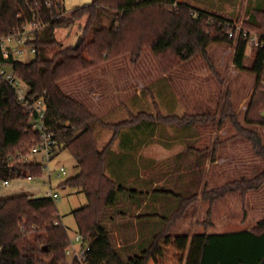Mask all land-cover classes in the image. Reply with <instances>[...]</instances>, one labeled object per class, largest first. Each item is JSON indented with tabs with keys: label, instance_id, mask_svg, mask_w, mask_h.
Masks as SVG:
<instances>
[{
	"label": "trees",
	"instance_id": "trees-1",
	"mask_svg": "<svg viewBox=\"0 0 264 264\" xmlns=\"http://www.w3.org/2000/svg\"><path fill=\"white\" fill-rule=\"evenodd\" d=\"M235 1L217 0L231 8ZM245 13L246 21L264 43V0H246ZM84 17L87 20L81 34L83 44L77 50L62 48L55 31L66 29ZM231 22L230 16L177 0H93L68 13L62 0H0V38L20 34L28 25L40 26L28 34L26 45L34 49L30 62L12 55L3 58L0 50V63L12 68L27 85L32 99L43 100L48 110L46 128L56 140L54 156L67 151L79 167L74 177L59 186L78 189L86 197V205L72 214L81 245L91 249L87 264H128L111 245L110 222L120 228L154 221L161 224L133 263L148 264L152 255H162V241L174 237L171 230L183 222L193 203L200 200L211 207L227 195L238 194L244 199L248 192L264 186V170L222 184L203 181L206 173L203 168L213 165L218 151L237 140L248 142L254 156L264 159V142L258 132L264 128V49L251 48L249 64L244 67L254 75L255 87L242 118L236 113L231 88L222 90L215 110H173L163 104L158 89L146 82L142 83L146 106L125 100L119 103L116 112L96 117L79 110L61 85L88 69L126 56L135 68L148 50L161 75L172 76L179 67L200 57L215 82L222 86L225 80L214 68L209 49L232 44L226 35ZM243 51L244 42L239 40L233 57L237 67L241 65ZM120 110H125V116L114 119ZM31 124L15 91L0 82V181L42 177L43 168L35 162L18 160L10 164L11 156L28 154L38 144L39 134L31 129ZM227 124L232 133L222 137L219 133ZM144 125L164 129L211 128L205 148L186 146L173 157L176 160L184 154L194 155L193 168L201 181L199 192L185 194L166 187L147 189L107 174V153L117 151L120 134ZM96 127L111 132L102 148L96 141ZM145 199H169L179 206L170 216L156 211L134 215L126 209L114 208L117 202ZM213 226L212 222L201 226L195 264H264V218L250 230L219 233L205 229ZM182 237L188 236H177ZM69 242L55 202L50 198L24 194L0 199V264H65Z\"/></svg>",
	"mask_w": 264,
	"mask_h": 264
},
{
	"label": "rangeland",
	"instance_id": "rangeland-1",
	"mask_svg": "<svg viewBox=\"0 0 264 264\" xmlns=\"http://www.w3.org/2000/svg\"><path fill=\"white\" fill-rule=\"evenodd\" d=\"M92 1L93 0H62V3L66 13H68L73 8L91 4ZM180 1L184 3L188 2L187 0ZM209 1L210 0H193L191 2L207 5L209 4ZM228 8L229 9L226 11L221 8H215L213 12L230 16L232 23H243V28H249L254 34H258L257 31L246 21V0H236L234 6H232V8L228 6ZM86 20L87 18L84 17L75 22L72 26L57 31L56 36L59 40H56L62 48L73 47L78 37H82V29L84 28ZM104 24L107 25L108 21L105 20ZM82 44L83 42L81 45ZM10 45L13 50L16 48H22L23 53L21 55H14L16 59L22 62H30L33 59V55L29 53L27 47L16 43ZM235 49L236 46L234 44L214 45L209 49V57H211V60L213 61L214 68H216L224 78V85L219 86L215 82L214 77L207 69L203 60L200 57H195L188 61L184 66L179 67L173 73L172 76L178 72V75L182 77V81L178 83L179 88L176 87L175 90L181 95H185L188 101L193 103V107L197 106L203 108L201 111L208 109L213 110L212 108H215L217 101H220L222 90L225 88L232 89L233 103L234 100H236V97H239L238 100L240 99L241 102L249 99V97L251 98V94L255 87V77L249 71L244 70V67L249 64L251 50L250 48L246 49L245 56L241 63L243 69L239 71L238 68L236 69L233 66ZM51 52H49V54H51ZM154 66L158 69L152 55L148 50H145L139 65L135 68L131 66L130 59L126 56L88 69L82 73V75L71 80H66L64 83L69 82L74 84L71 89L74 91L76 97L84 101L86 105L92 106L93 109H96L98 113L91 115L100 117L110 112L100 113L101 111L114 108L112 111L114 113L117 111L118 105L121 101H130V99H124V97H122L123 86H125V84L128 88L130 86L129 90H125L128 95L129 93H134L138 81L143 84L149 82L146 76ZM139 69H142L140 70L141 74H139L142 79L133 76V73L139 71ZM153 79L156 81V78ZM140 106L144 107V105ZM235 110L241 118L244 116L245 112L243 110ZM124 116L125 110H120L117 112L114 119H119ZM193 127L204 128L200 126ZM157 128L159 130L163 129L158 125ZM209 129L211 135L212 130L211 128ZM164 130L165 131L162 132L156 131V133L158 132L159 141L162 142L164 146H167L168 149H170L182 145L181 141L174 140L177 139L178 133H172V131H168L166 128ZM258 132L261 134L264 142V128H259ZM231 133L232 130L227 124L219 134L224 137ZM110 135L111 132L107 129H102L100 127L95 128V136L99 148H102ZM184 137L187 139L191 138L189 142L194 147L200 149L205 148L209 143V139L201 135L198 130L184 132L181 134V138ZM205 144L207 145L204 146ZM179 150L180 149L166 151L155 146L149 151L143 152V156H147L156 162L155 166H149L147 173L150 177L151 175H154L156 185L160 187L171 188L178 192H185V194L199 192L201 181L196 174V170L193 168L194 155L190 154L192 160L188 157L173 160L175 153ZM26 155L27 154L11 156L10 164L13 165L16 161H21ZM162 161L166 163V165L164 163L161 165ZM60 167L65 169L66 175L58 178L57 171ZM203 169L206 170V173L203 174V181L208 180L212 184H222L234 179H246L263 171L264 159L254 156L248 142L245 140H237L218 151L217 163L214 162L213 165H207ZM49 172L50 175H48ZM78 172L79 167L70 154L67 151H59L48 163L47 169L43 170L42 177L35 178L34 181H27L26 178L12 179L8 181V186L3 185V181H0V199L2 196L13 194L18 195L19 193L25 192L31 193L34 197H43L46 190H53L58 194V198L54 201L57 209V216L60 219L61 225L66 229L70 239H73L76 235L77 227L72 212L86 205V197L78 189L68 187L62 188L59 185L65 180L74 177ZM167 204L171 205L170 209L174 208L171 214H173L179 206L177 202L169 199H154L153 203H150L147 208L152 207L156 210L167 211L169 210ZM173 204H175L174 207ZM119 206V208H121L122 205ZM263 218L264 186L259 190L248 192L244 199L238 194L227 195L225 198L214 202L211 207H209L207 202H202L200 200L196 201L190 206L187 213L184 215L183 222L171 230L170 234L174 237L165 240L170 242L177 241V236L191 237V235L194 234L195 237H193V239L198 242L199 234L202 233V228L206 227V225L211 222L214 226L213 228H205L207 232H233L250 230L260 219ZM114 227L113 223L110 222L108 231L111 245L118 252L117 247L119 245V237ZM134 234L132 230H127L124 237H131L134 236ZM167 241H164L162 244L166 253L163 260H167L173 264H183L185 251L183 254H181L182 252L180 253L179 259L178 256H174L173 258L174 250ZM194 248L195 246L193 242L190 251H187L186 264H190V261L194 259ZM120 256L122 257L121 254ZM150 259L151 264H164L160 255L154 254ZM71 262V257L68 256L65 264H71Z\"/></svg>",
	"mask_w": 264,
	"mask_h": 264
},
{
	"label": "crops",
	"instance_id": "crops-1",
	"mask_svg": "<svg viewBox=\"0 0 264 264\" xmlns=\"http://www.w3.org/2000/svg\"><path fill=\"white\" fill-rule=\"evenodd\" d=\"M187 1L188 2H185V3L189 4L193 0H187ZM190 4L193 6L202 8V9L209 10V11H214L215 8H221L222 10H225V11L229 9L227 4L218 3L217 0H210L209 4L207 5L200 4V3H194V2H191ZM58 30L55 31V38L57 40H59V38H57L56 36V33ZM140 70L142 69H139V71H135L133 73V76L135 77L137 76L136 78L142 79V77L139 76V74H141ZM146 78L149 80V82L153 86H155L158 89L161 100L165 106L173 110H192V111L203 110V108L201 107H197V106L193 107L192 106L193 103L191 101H188L185 95H181L179 92H177V90H175L176 87L179 88L178 83L182 81L181 80L182 77L178 75V72L175 73L174 76L168 77L165 75H161L158 69H156V67L154 66V68L149 72ZM153 78H156V81ZM73 85L74 84H71L69 82L63 83L61 86V90L71 99V101L76 105V107L79 110L85 113H88L90 115L97 114L98 112L96 111V109H93L92 106L86 105L84 101L76 97L74 91L71 89ZM129 88L126 84L125 86H123L122 97H124V99H130V101L134 102L137 105L146 106V98L144 97L143 92H142V83L138 81L137 87L135 88L134 93L132 94L129 93L128 95L127 91L125 90L127 89L129 90ZM238 98L236 97V100H234L235 109H239V111L241 109L246 113V110L250 102V97L249 99H246L243 102H241L240 99L238 100ZM217 106H218V101H217L215 108H212V109L215 110ZM113 110L114 108L112 109L109 108L107 110L101 111L100 113H107L108 111H110L108 113H113L112 112ZM156 129H158L156 125H144L138 129H130V130L123 131L117 140V148H116L117 151L115 152L113 150H110L107 153V157H106L107 174L111 177H118L120 180L132 186H137V187H142V188H147V189H153L155 187H160L156 185V181L154 180V175H151L150 177L149 174L147 173V169L149 168V166H155L156 162H154V160L148 158L147 156H143V152L149 151L151 148H154L155 146H158V148L162 150H166V151L182 149L186 146H193L189 142L191 138L189 139H187L186 137L181 138V134L187 131H197L198 130L200 131L201 135L205 136L208 139L211 133L210 129L205 128V127L204 128L190 127V128H182V129L166 128L168 131H172V133H178L177 139H174V140L181 141V144H182L178 146L177 148L168 149L167 146H164L162 142L159 141V137H158V132L165 131L164 128L160 130L159 129L156 130ZM156 131L158 132L156 133ZM206 145L207 144H205L204 146ZM185 157H188L192 160V157L190 154H184L180 156L179 158L181 159ZM215 162L217 163V156H216ZM163 163L164 162L162 161L161 165ZM164 164L166 165V163ZM8 185L9 183L6 186ZM24 194L32 195L31 193L25 192V193H19L18 195L13 194V195H7V196H2V197L9 198V197H15V196L24 195ZM2 197L1 199H4ZM153 201L154 199H145V200L138 201V202L121 201V202H117L114 205V208L126 209L130 211L131 213H133L134 215L148 214L152 211H156V212L162 213L165 216H170V214L172 213L174 209V208L170 209L171 208L170 204L169 205L167 204L169 207V210L167 211L156 210L155 208H152V207L147 208L148 205H150V203H153ZM163 201H167V200H163ZM119 205H122L121 208H119L120 207ZM174 206L175 204H173V207ZM160 228H161V224L155 221L142 223V224H135L132 227H122V228L114 227L119 237L118 247L120 248H118V252L122 255V257L128 264L135 263L138 260L142 251L146 249L147 246L152 241L154 233ZM127 230H132L133 234L135 233L134 236L124 237ZM219 233H223V232H219ZM200 235L201 233L199 234L198 242H196L193 239V237H195L194 234H192L191 237H182V238L177 239V241H172V242L163 240L161 243L163 254L160 255V257H162V260L165 257L166 253H165V249L162 246V244L164 243V241H167L174 250L173 258L174 256L175 257L178 256V259H179L180 253L182 252L181 254H183V252L185 251L184 252L185 259H184L183 264H186L187 263V260H186L187 251L188 252L190 251L192 243L194 242V246H195L194 259L190 261V264H195L197 261V257H198ZM180 250H183V251H180ZM163 261H164V264H173L172 262H169L167 260H163ZM150 262H151V259L149 260L148 264H151Z\"/></svg>",
	"mask_w": 264,
	"mask_h": 264
},
{
	"label": "built area",
	"instance_id": "built-area-1",
	"mask_svg": "<svg viewBox=\"0 0 264 264\" xmlns=\"http://www.w3.org/2000/svg\"><path fill=\"white\" fill-rule=\"evenodd\" d=\"M180 1V0H177ZM39 25H28L24 28V31L20 34L7 36L0 38V50L3 58H7L9 55H21L23 53L22 48H16L13 50L10 44L16 43L21 46L27 47L29 53L34 55V49L26 45L29 40V32L33 29H38ZM227 38L232 41L235 46L239 40L244 42L243 57L247 48H262L264 49V43L260 42L259 36L254 34L251 29L243 28V23H229L226 31ZM242 57V59H243ZM242 63V61H241ZM233 66L238 70H242L241 65L237 67L234 62ZM0 82L7 83L16 93L17 99L25 112L30 116L32 124L31 129L38 132L39 142L37 145L31 148L29 153L21 160L23 163L35 162L44 169H47L48 163L54 157V149L56 147V140L51 132L47 131L45 120L48 110L42 99H32L28 95V87L25 83L17 78L12 68L8 65L0 63ZM50 175V172L48 173ZM66 175L64 168L60 167L57 171V177L61 178ZM27 181H34L35 178L28 176ZM8 181H4L3 185H7ZM44 197L50 198L55 201L58 198V194L53 190H46ZM91 253L90 247L81 245V238L79 235H75L73 239H70L69 246L66 250L67 256L71 257L72 261H76L78 264H87V257Z\"/></svg>",
	"mask_w": 264,
	"mask_h": 264
},
{
	"label": "water",
	"instance_id": "water-1",
	"mask_svg": "<svg viewBox=\"0 0 264 264\" xmlns=\"http://www.w3.org/2000/svg\"><path fill=\"white\" fill-rule=\"evenodd\" d=\"M82 42H83L82 37H78L77 41L75 42V44L73 46V49L74 50H77L80 47V45H81Z\"/></svg>",
	"mask_w": 264,
	"mask_h": 264
}]
</instances>
